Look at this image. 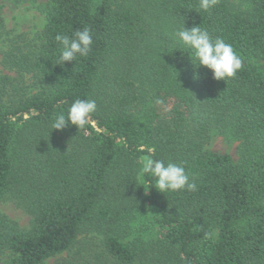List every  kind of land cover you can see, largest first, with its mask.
<instances>
[{"label": "trees", "instance_id": "obj_1", "mask_svg": "<svg viewBox=\"0 0 264 264\" xmlns=\"http://www.w3.org/2000/svg\"><path fill=\"white\" fill-rule=\"evenodd\" d=\"M243 1L48 0L31 36L0 10V204L29 216L0 212V264H264V0ZM182 24L230 43L236 77L194 66ZM84 28L88 56L55 65V36ZM76 99L96 101L90 123L52 130ZM216 134L237 162L209 149ZM149 157L197 190L158 192Z\"/></svg>", "mask_w": 264, "mask_h": 264}, {"label": "clouds", "instance_id": "obj_2", "mask_svg": "<svg viewBox=\"0 0 264 264\" xmlns=\"http://www.w3.org/2000/svg\"><path fill=\"white\" fill-rule=\"evenodd\" d=\"M217 3L218 0H199V9L207 12ZM173 35L184 48L190 50L193 57L190 59L192 64L197 68L209 70L212 78L216 81L235 78L243 67L242 57L233 46L226 43L223 38L216 37L214 39L201 25L186 29L182 24V27ZM55 41L59 48L55 65L60 66L66 62L72 63L78 57L88 56L93 44L88 28L77 30L71 36L57 34ZM96 110L95 100L76 99L68 108L67 115L61 113L54 118L51 128L52 130H62L67 125H73L78 129H83L90 123L92 114ZM148 151L154 152L155 150L150 148ZM139 175L141 177L150 176L154 181V188L160 193L197 190L195 179L190 180L184 166L171 161L145 158ZM205 238H210V234L206 233Z\"/></svg>", "mask_w": 264, "mask_h": 264}, {"label": "rangeland", "instance_id": "obj_3", "mask_svg": "<svg viewBox=\"0 0 264 264\" xmlns=\"http://www.w3.org/2000/svg\"><path fill=\"white\" fill-rule=\"evenodd\" d=\"M241 8H248L243 0H232ZM48 0H0V10L4 19V30L11 33H28L30 36L40 31L45 25L43 8ZM3 44L0 41V51ZM260 70H264V61L256 62ZM10 74L0 64V75ZM239 143L221 134L212 138L209 149L214 153L227 154L234 162L238 160L237 147ZM0 212L15 222L19 227L25 228L29 224V216L11 202L0 204Z\"/></svg>", "mask_w": 264, "mask_h": 264}]
</instances>
